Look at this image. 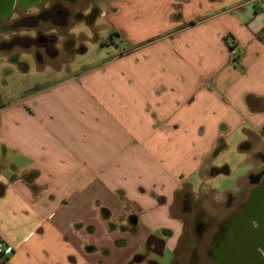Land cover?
I'll return each instance as SVG.
<instances>
[{
	"label": "crops",
	"instance_id": "1",
	"mask_svg": "<svg viewBox=\"0 0 264 264\" xmlns=\"http://www.w3.org/2000/svg\"><path fill=\"white\" fill-rule=\"evenodd\" d=\"M102 14L123 50L0 106V264H159L165 249L177 264V198L228 174L214 162L230 146L247 152L237 179L264 170V0Z\"/></svg>",
	"mask_w": 264,
	"mask_h": 264
},
{
	"label": "rangeland",
	"instance_id": "2",
	"mask_svg": "<svg viewBox=\"0 0 264 264\" xmlns=\"http://www.w3.org/2000/svg\"><path fill=\"white\" fill-rule=\"evenodd\" d=\"M111 1L42 0L39 9L53 8L50 16L44 13L33 19H23L8 31L0 28V106L24 97L36 85L44 87L67 74L94 68L113 53L123 50L127 44L122 40L123 35L102 14ZM13 2L0 0V13L8 12ZM18 2L21 3V0ZM53 3L59 4L53 7ZM57 9L61 10L59 16L56 15ZM18 12L15 1L14 12L3 21L7 23L17 14L21 18L27 12L35 13L36 7L30 6ZM41 37L44 39H39ZM31 38L34 42H30ZM246 153L239 152L234 145L218 155L215 168L222 169L228 165L230 171L228 174L205 172L203 181L193 184V191L203 196L200 198L202 202L200 199L195 202L194 199L190 203L184 201L182 196L177 198L173 208L176 209L175 213L182 216L184 227L174 257L177 264H186L187 249L195 244L198 264H205V261L208 264L205 249L213 233L229 219L228 227L235 236L246 231L250 205L247 200L253 192L252 184L244 177L237 179L238 175L246 174L242 167ZM228 193L241 194L231 199ZM253 193L251 204L262 201L264 182ZM172 256L173 253L165 249L156 259L159 264H169Z\"/></svg>",
	"mask_w": 264,
	"mask_h": 264
},
{
	"label": "flooded vegetation",
	"instance_id": "3",
	"mask_svg": "<svg viewBox=\"0 0 264 264\" xmlns=\"http://www.w3.org/2000/svg\"><path fill=\"white\" fill-rule=\"evenodd\" d=\"M17 1L18 3V8H19V12L25 11L28 7L30 6H34L36 7V12H27L25 13L24 16H22L21 18L17 16L13 17L10 19L9 22L5 23V19H7L10 14H12L14 12V2ZM12 7L8 10V12L6 13H0V28L5 29V31H8L9 29H12L14 27L17 26V24L19 21L21 20H29V19H33L35 18V16H42V14L46 13L48 16L51 15V12L53 11V8H51L50 10L45 8H41L39 9V6L42 3V0H21V3L18 2V0H14ZM59 3H53V7L54 5H58ZM18 12V13H19ZM61 13L60 9L56 10V15L59 16ZM31 37V36H30ZM39 39H44L43 37L39 38ZM30 42H34L33 39L31 38ZM264 175V170H261L260 172H258L254 179H255V186L256 187L258 184H260L262 181H264V177H262ZM253 187V188H254ZM246 204V203H245ZM244 204V206H245ZM243 206V208H244ZM242 208V209H243ZM242 209L240 210V212L242 211ZM239 212V214H240ZM238 214V215H239ZM235 215V216H238ZM233 217V216H232ZM253 224H255L256 222H254L253 220H250ZM228 224V225H227ZM229 224H230V219L226 222L223 223V226L218 227V229L213 233V236L211 238V242L208 245V247L205 249V256L208 260V264H235L236 262H234L235 259H233L232 257L237 255V249L233 246H230V244L232 243V241L235 240V233H232L229 229ZM262 255H264L262 253ZM189 264H198V256H197V245L195 244V246L191 247V252L189 255ZM207 262L205 261V264Z\"/></svg>",
	"mask_w": 264,
	"mask_h": 264
},
{
	"label": "water",
	"instance_id": "4",
	"mask_svg": "<svg viewBox=\"0 0 264 264\" xmlns=\"http://www.w3.org/2000/svg\"><path fill=\"white\" fill-rule=\"evenodd\" d=\"M260 184L252 188L253 192ZM253 192L248 200L249 226L245 232L236 234L235 240L230 244L237 249L238 254L232 257L235 259V264H264V255H262L264 254V199L254 203L252 201L251 204L254 198ZM250 220L256 223L253 224Z\"/></svg>",
	"mask_w": 264,
	"mask_h": 264
},
{
	"label": "built area",
	"instance_id": "5",
	"mask_svg": "<svg viewBox=\"0 0 264 264\" xmlns=\"http://www.w3.org/2000/svg\"><path fill=\"white\" fill-rule=\"evenodd\" d=\"M228 45L230 46V54L232 57H235L237 55V50L234 48V40L229 39L228 40ZM13 253V248L0 241V261L5 260L9 256H11Z\"/></svg>",
	"mask_w": 264,
	"mask_h": 264
},
{
	"label": "trees",
	"instance_id": "6",
	"mask_svg": "<svg viewBox=\"0 0 264 264\" xmlns=\"http://www.w3.org/2000/svg\"><path fill=\"white\" fill-rule=\"evenodd\" d=\"M261 37V36H260ZM262 37H264V33L262 34ZM42 86L40 85H36L34 88H32V91L38 90L40 89ZM222 147H220L219 149H221Z\"/></svg>",
	"mask_w": 264,
	"mask_h": 264
}]
</instances>
